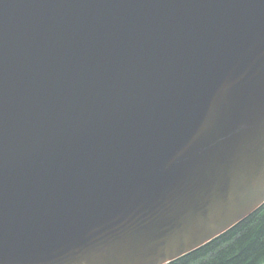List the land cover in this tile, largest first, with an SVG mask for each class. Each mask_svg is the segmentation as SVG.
Here are the masks:
<instances>
[{
	"label": "water",
	"instance_id": "water-1",
	"mask_svg": "<svg viewBox=\"0 0 264 264\" xmlns=\"http://www.w3.org/2000/svg\"><path fill=\"white\" fill-rule=\"evenodd\" d=\"M264 205V0H0V264H170Z\"/></svg>",
	"mask_w": 264,
	"mask_h": 264
},
{
	"label": "trees",
	"instance_id": "trees-1",
	"mask_svg": "<svg viewBox=\"0 0 264 264\" xmlns=\"http://www.w3.org/2000/svg\"><path fill=\"white\" fill-rule=\"evenodd\" d=\"M170 264H264V205L225 234Z\"/></svg>",
	"mask_w": 264,
	"mask_h": 264
}]
</instances>
